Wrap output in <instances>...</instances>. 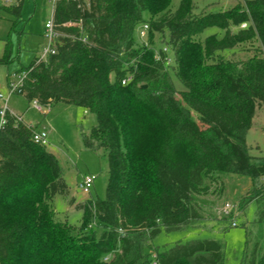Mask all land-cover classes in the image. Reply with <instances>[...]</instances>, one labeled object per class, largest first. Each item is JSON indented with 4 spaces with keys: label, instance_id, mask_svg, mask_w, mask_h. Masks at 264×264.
I'll return each instance as SVG.
<instances>
[{
    "label": "trees",
    "instance_id": "trees-1",
    "mask_svg": "<svg viewBox=\"0 0 264 264\" xmlns=\"http://www.w3.org/2000/svg\"><path fill=\"white\" fill-rule=\"evenodd\" d=\"M23 4L0 8L14 25ZM54 20L62 34L56 53L23 66L18 72L27 76L16 93L96 114L84 143L106 153V196L77 203L79 226L58 220L55 196L69 198L59 159L33 140L37 124L28 127L7 111L0 129V264H227L225 243L214 238L179 240L155 248L154 257L150 247L162 231L202 220L199 197L224 191V174L264 177L263 157L257 162L247 144L264 106V0L201 13L194 0H59ZM140 24L149 25L146 44L134 38ZM209 28L217 31L205 35ZM11 60L7 45L0 64ZM250 198L251 222L259 225L264 187ZM244 225L240 264H264V240Z\"/></svg>",
    "mask_w": 264,
    "mask_h": 264
},
{
    "label": "rangeland",
    "instance_id": "rangeland-1",
    "mask_svg": "<svg viewBox=\"0 0 264 264\" xmlns=\"http://www.w3.org/2000/svg\"><path fill=\"white\" fill-rule=\"evenodd\" d=\"M15 0H0V7ZM180 0H174L177 6ZM244 0H194L197 13L226 10ZM52 16V3L48 0H24L21 16L16 20L13 15L0 8V58L5 55L7 45L12 54V60L7 64H0V98L1 105L17 114H22L28 123L37 124V128L48 133L47 148L56 154L63 168V175L69 185L68 199L57 194L54 200L56 218L68 220L79 226L82 211L77 203L87 197L104 198L109 177V166L106 153L103 150H93L84 143V137L97 123L96 114L91 110L65 102H55L53 105L37 109L33 102H29L23 95L10 93L9 80H17L18 72L23 66H28L37 52L47 44L45 37V23ZM148 13H145V17ZM142 24L134 30L137 43L140 39ZM217 31L209 28L206 34ZM146 43V42H144ZM176 89H183V84L170 69ZM247 144L250 153L256 157H263L264 161V106L258 109L253 125L247 133ZM87 175H94V184L90 193H84L79 184ZM224 191L217 194L200 196L203 219L191 226L174 231H162L151 243L150 251L154 257L155 248L160 250L171 246L175 242L187 241L194 238H214L225 243L226 263L240 264L245 249L246 226L259 233L264 240V222L257 225L251 222L255 218L256 205L250 201L254 188L264 187V177H251L239 174H224ZM75 198L76 203L69 199ZM231 203L228 212L224 206ZM229 218L232 225L223 230L224 219ZM237 225L233 226V223ZM100 229H98V233Z\"/></svg>",
    "mask_w": 264,
    "mask_h": 264
},
{
    "label": "built area",
    "instance_id": "built-area-1",
    "mask_svg": "<svg viewBox=\"0 0 264 264\" xmlns=\"http://www.w3.org/2000/svg\"><path fill=\"white\" fill-rule=\"evenodd\" d=\"M50 3H52V16L49 17L45 23V37L48 39L47 44H45L42 48L41 51L38 52L37 54V60L40 61H47L49 55H52L54 53H56L57 48H58V44H59V40L62 36L61 32L56 28L55 25V20H54V9H55V5L57 3V1L59 0H48ZM72 1V0H71ZM75 23L73 22H68V25H73ZM242 26H246V24H243ZM148 28L149 25L148 24H144L142 26V28L140 29L139 35H140V39L144 42H146V38H147V34H148ZM146 44V43H145ZM169 48L168 47H164L163 51L169 53ZM160 54V53H159ZM158 54V58H160ZM168 63H171L173 61L172 57L170 55H167L166 58ZM27 76V71H23L21 73L18 74V79L17 80H13L10 79L8 84H9V89H10V93H16L20 90V88L22 87L24 80ZM132 75L127 76L126 78L123 79V84H126L127 82L132 80ZM1 94H0V98H1ZM34 103V106L39 109L42 110L43 106L37 101L34 100L32 101ZM7 111H9L7 105H1L0 104V129L2 127H4V125L7 123ZM12 114H14V116L16 117V119L18 121L23 122L24 124H26L28 127H33V123H28L22 114H15L12 112ZM32 138L36 143L42 144V145H49V141H48V133L45 130L39 129V128H34L33 133H32ZM94 179L95 176L94 175H87L83 178L82 182L79 184L80 189L84 192V193H88L93 184H94ZM232 207L231 203H227L224 206V210L226 212H228L230 210V208ZM233 225H236V222L234 221Z\"/></svg>",
    "mask_w": 264,
    "mask_h": 264
},
{
    "label": "crops",
    "instance_id": "crops-1",
    "mask_svg": "<svg viewBox=\"0 0 264 264\" xmlns=\"http://www.w3.org/2000/svg\"><path fill=\"white\" fill-rule=\"evenodd\" d=\"M37 54H38V52L36 53V55L35 56H37ZM12 112V111H11ZM13 113H15V112H13ZM15 114H17V113H15Z\"/></svg>",
    "mask_w": 264,
    "mask_h": 264
}]
</instances>
